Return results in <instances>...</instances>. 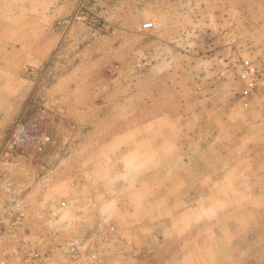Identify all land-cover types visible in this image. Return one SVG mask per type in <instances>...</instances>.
<instances>
[{
  "label": "rangeland",
  "instance_id": "rangeland-1",
  "mask_svg": "<svg viewBox=\"0 0 264 264\" xmlns=\"http://www.w3.org/2000/svg\"><path fill=\"white\" fill-rule=\"evenodd\" d=\"M0 150L50 264H264V0H0Z\"/></svg>",
  "mask_w": 264,
  "mask_h": 264
},
{
  "label": "built area",
  "instance_id": "built-area-1",
  "mask_svg": "<svg viewBox=\"0 0 264 264\" xmlns=\"http://www.w3.org/2000/svg\"><path fill=\"white\" fill-rule=\"evenodd\" d=\"M153 25L152 22L145 23L144 28L150 29ZM32 138L41 143H46L50 139L45 133L40 136H31L29 125L21 118L14 124L6 148L13 149L15 146H24ZM1 154L0 150V156ZM4 186L9 191L11 183L6 181ZM4 208L7 213L0 214V264H50L48 259L54 251L81 249L82 244L78 240H74L68 245L58 244L57 247L47 248L42 252L34 238L23 228L26 216L23 203L18 198H5ZM94 251L95 248L92 246L91 264L97 257Z\"/></svg>",
  "mask_w": 264,
  "mask_h": 264
},
{
  "label": "crops",
  "instance_id": "crops-1",
  "mask_svg": "<svg viewBox=\"0 0 264 264\" xmlns=\"http://www.w3.org/2000/svg\"><path fill=\"white\" fill-rule=\"evenodd\" d=\"M264 169V168H263ZM263 178V177H262ZM264 183V179H263ZM263 186V184H261ZM253 198H264V191H260L258 193H254ZM166 231V230H165ZM165 231L163 233H165ZM171 231V230H168ZM244 233L242 232V235L244 236ZM206 235H215L216 242H213L211 240H207L205 237L203 240H201L199 243L197 242H189L186 243L182 242V240L179 243H176V245L173 247V251L171 256L166 259V264H215L212 254H210L211 250L215 248L220 249H228L232 248L229 247V240L230 236L228 234L222 235L218 232L217 229H214L213 231H207L205 232ZM231 237L232 236L231 232ZM238 239L241 237V233L237 234ZM225 263L227 264L228 261L225 260ZM224 264V263H223Z\"/></svg>",
  "mask_w": 264,
  "mask_h": 264
}]
</instances>
